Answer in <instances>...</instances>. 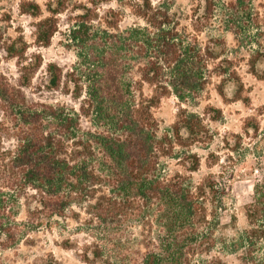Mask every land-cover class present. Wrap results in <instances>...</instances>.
I'll use <instances>...</instances> for the list:
<instances>
[{"label": "trees", "instance_id": "obj_1", "mask_svg": "<svg viewBox=\"0 0 264 264\" xmlns=\"http://www.w3.org/2000/svg\"><path fill=\"white\" fill-rule=\"evenodd\" d=\"M240 1L221 3L226 21ZM67 2L47 5L48 16L34 28L39 47L50 44ZM127 2L136 22L113 32L88 22L96 0H89L92 7L78 6L68 37L79 45L83 68L63 74L56 64L47 65L45 87L71 97L76 108L27 97L22 87L41 67V57L26 58L22 37L0 38V49L21 66L18 85L0 73V264H59L52 255L29 260L22 248L30 249L40 232L67 215L81 221L78 230L88 240L78 252L79 264H225L220 254L227 252L239 264H264V179L244 207L246 227L233 238L217 234V182L205 177L193 183L168 167V160L177 159L196 172L199 157L188 151L180 156L176 149L206 142L208 129L198 115L179 108L170 130L158 134L151 113L161 97L173 95L184 104L208 84L207 65L223 51L204 46L198 34L217 2L200 0L186 26L151 0ZM20 10L41 13L30 2ZM261 55L256 51L249 59L254 74ZM142 83L153 87V96L137 93ZM242 129L225 143L239 146L246 136L264 155L259 123L249 119ZM63 245L76 244L68 239Z\"/></svg>", "mask_w": 264, "mask_h": 264}, {"label": "rangeland", "instance_id": "obj_2", "mask_svg": "<svg viewBox=\"0 0 264 264\" xmlns=\"http://www.w3.org/2000/svg\"><path fill=\"white\" fill-rule=\"evenodd\" d=\"M53 0H0V38L4 42H12L22 37L26 43V58L38 55L41 57V67L29 77L22 91L27 97L52 103H64L77 107L71 97L64 96L59 91H49L46 85V68L48 64H56L63 70V74L72 68H83L82 56L77 43L68 37V31L74 23L75 16L80 14L77 7L91 6L89 0H68L66 9L57 16V32L47 47H39L35 43V25L48 16L47 5ZM96 0L94 13L90 14L88 22L96 29L114 27L118 30L136 22L130 14L128 0ZM200 0H151L155 6L167 7L181 26L189 23L188 17L196 9ZM214 13L203 24L204 30L199 35L205 46L223 51L221 57L210 61L208 66V84L197 96L198 98L180 104L173 95L161 97L159 102L151 108V113L158 123V134L169 131L176 121L179 108L198 115L209 131L206 142L194 144L188 148L176 149L182 152L194 153L199 157V167L196 172L189 173L177 159L168 160L170 172H178L189 176L193 183L205 177H211L217 182L221 194L222 209L217 211L219 232L227 238H233L246 225L244 207L250 201L253 186L264 179V155L257 153L256 140L246 136L241 144L227 145L226 137L233 140L231 135L243 134V127L247 120L254 119L260 125L264 134V55L258 58L256 73L251 71L249 59L256 51L264 52V0H241L231 21H226L224 7L221 3L226 0H214ZM25 2L38 4L39 15L22 13L21 5ZM214 3V4H215ZM114 12V14L111 13ZM95 14V15H94ZM86 16V15H85ZM85 18L78 21L82 22ZM108 20L110 25L104 24ZM113 27V29H112ZM113 32V31H112ZM218 42L210 43V39ZM219 43V44H218ZM259 55V54H258ZM227 59V62L223 60ZM20 64L17 59L8 57L0 49V73L12 84H19ZM220 71H225L224 74ZM232 71L236 76L232 75ZM133 80L138 81L136 73ZM137 93L141 96L154 95L153 87L142 83ZM220 88L223 93L220 94ZM216 110V111H214ZM217 110L219 113H217ZM84 125L88 126L85 122ZM235 141V140H234ZM210 155L212 157L210 158ZM181 156V155H180ZM21 217L23 216V210ZM81 221L72 219L70 215L59 220L51 231H42L35 237L34 245L30 249L22 248L29 260H38L52 255L59 264H79L78 252L88 241L79 231ZM71 240L76 245L64 248L63 242ZM220 257L225 264H239L236 254L222 253Z\"/></svg>", "mask_w": 264, "mask_h": 264}]
</instances>
